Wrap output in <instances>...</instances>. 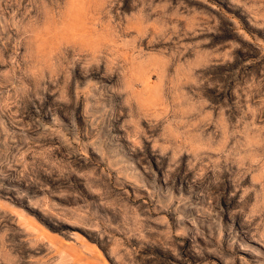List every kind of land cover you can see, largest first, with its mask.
<instances>
[{"label": "rangeland", "instance_id": "rangeland-1", "mask_svg": "<svg viewBox=\"0 0 264 264\" xmlns=\"http://www.w3.org/2000/svg\"><path fill=\"white\" fill-rule=\"evenodd\" d=\"M0 264H264V0H0Z\"/></svg>", "mask_w": 264, "mask_h": 264}]
</instances>
